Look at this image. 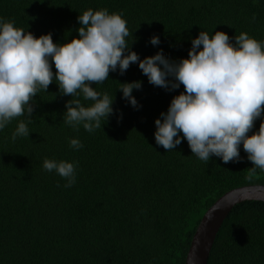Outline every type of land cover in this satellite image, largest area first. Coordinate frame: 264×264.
I'll use <instances>...</instances> for the list:
<instances>
[{
    "label": "trees",
    "instance_id": "obj_1",
    "mask_svg": "<svg viewBox=\"0 0 264 264\" xmlns=\"http://www.w3.org/2000/svg\"><path fill=\"white\" fill-rule=\"evenodd\" d=\"M88 9L122 12L130 51L141 60L163 50L179 63L201 31L224 32L233 45L247 33L264 44V0H0V21L35 38L51 33L62 45L79 38L78 17ZM135 81L142 82L132 92L138 109L119 91ZM91 87L114 98L113 113L93 132L64 123L73 97L60 92L55 78L31 101L29 137L11 138L27 117L0 130V264H185L208 209L233 189L264 185V171L246 179L254 165L243 144L240 160L227 164L216 156L200 160L182 133L173 150L157 145L155 121L185 89L150 84L138 62ZM262 122L264 112L248 136ZM71 139L83 147L71 148ZM45 159L77 163L75 184L65 187L66 179L43 168ZM208 264H264V202L245 201L230 212Z\"/></svg>",
    "mask_w": 264,
    "mask_h": 264
},
{
    "label": "clouds",
    "instance_id": "obj_2",
    "mask_svg": "<svg viewBox=\"0 0 264 264\" xmlns=\"http://www.w3.org/2000/svg\"><path fill=\"white\" fill-rule=\"evenodd\" d=\"M122 16V12L88 9L78 17L79 38L62 45L53 42L51 33L35 38L11 20L0 21V130L15 118L27 117L18 123L11 138L29 137L27 125L34 111L31 101L38 91L46 92L55 78L60 92L73 97L65 105L64 123L76 131L82 124L93 132L101 128L102 118L107 120L113 113L114 98L91 85L108 80L109 72L117 67L123 75L130 64L138 62L150 84L169 91L180 85L185 89L173 98L167 113H161L162 119L155 121L157 145L173 150L181 144L178 134L182 133L200 160L208 162L210 156H216L227 164L240 160L243 144L254 165L246 179L252 180L257 168L264 171V122L258 133L248 136L264 112V44L247 33L235 36L233 45L224 32L210 35L201 31L191 41L188 58L179 63L166 58L163 50L141 60L130 51L126 39L130 32ZM150 43L156 46L160 40L154 36ZM141 87V81L124 83L119 91L138 109L132 92ZM81 94L93 103L85 106ZM69 144L73 149L83 147L79 139H71ZM76 167L77 163L55 159L43 162L46 171H55L67 180L65 187L75 184Z\"/></svg>",
    "mask_w": 264,
    "mask_h": 264
},
{
    "label": "water",
    "instance_id": "obj_3",
    "mask_svg": "<svg viewBox=\"0 0 264 264\" xmlns=\"http://www.w3.org/2000/svg\"><path fill=\"white\" fill-rule=\"evenodd\" d=\"M245 201L264 202V185L243 186L220 197L203 216L193 237L185 264H208L224 221L238 204Z\"/></svg>",
    "mask_w": 264,
    "mask_h": 264
}]
</instances>
